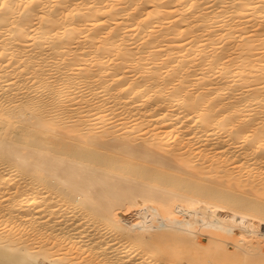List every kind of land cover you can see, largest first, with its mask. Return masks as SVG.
Wrapping results in <instances>:
<instances>
[{
    "label": "bare ground",
    "instance_id": "bare-ground-1",
    "mask_svg": "<svg viewBox=\"0 0 264 264\" xmlns=\"http://www.w3.org/2000/svg\"><path fill=\"white\" fill-rule=\"evenodd\" d=\"M0 264H264V0H0Z\"/></svg>",
    "mask_w": 264,
    "mask_h": 264
}]
</instances>
